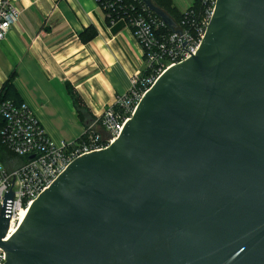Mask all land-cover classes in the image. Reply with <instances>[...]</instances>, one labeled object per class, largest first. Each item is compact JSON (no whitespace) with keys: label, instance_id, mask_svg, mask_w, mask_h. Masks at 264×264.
<instances>
[{"label":"water","instance_id":"water-1","mask_svg":"<svg viewBox=\"0 0 264 264\" xmlns=\"http://www.w3.org/2000/svg\"><path fill=\"white\" fill-rule=\"evenodd\" d=\"M198 46L160 73L116 139L32 200L7 239L4 191L2 264H264V0H215Z\"/></svg>","mask_w":264,"mask_h":264},{"label":"crops","instance_id":"crops-1","mask_svg":"<svg viewBox=\"0 0 264 264\" xmlns=\"http://www.w3.org/2000/svg\"><path fill=\"white\" fill-rule=\"evenodd\" d=\"M173 2L180 11L192 4ZM17 6L19 20L0 42V89L12 76L21 103L51 138L72 136L57 128L67 114L79 126L78 139L144 68L139 43L125 20L111 23L94 0H18ZM68 86L86 109L79 117Z\"/></svg>","mask_w":264,"mask_h":264},{"label":"built area","instance_id":"built-area-1","mask_svg":"<svg viewBox=\"0 0 264 264\" xmlns=\"http://www.w3.org/2000/svg\"><path fill=\"white\" fill-rule=\"evenodd\" d=\"M103 10L106 18L113 23L125 20L132 29L140 47L144 68L131 74L130 86L118 94L113 103L90 125L84 128L79 139L66 142L54 140L42 127L34 110L26 103L16 104L11 100L0 103L2 127L1 143L9 154L0 157V206L4 191H12L9 221L10 228L22 219V210H27L32 200L46 189L52 181L75 158L107 147L118 137L126 120L132 115L138 100L146 89L170 65L188 58L195 53L211 18L215 0H197L198 11L189 10L176 23L180 31L164 32L167 26L162 18L154 16L140 0V8L125 0H94ZM18 0H0V42L10 27L18 22L20 9ZM168 27V26H167ZM98 127L105 131L102 134ZM5 260V251L0 246V264Z\"/></svg>","mask_w":264,"mask_h":264},{"label":"trees","instance_id":"trees-1","mask_svg":"<svg viewBox=\"0 0 264 264\" xmlns=\"http://www.w3.org/2000/svg\"><path fill=\"white\" fill-rule=\"evenodd\" d=\"M129 1L132 2L133 4H135L136 7L140 8L141 4H140L139 0H125V2H129ZM152 1L155 4L159 5L160 7H162L165 10V12H167L170 17L174 18L176 23L181 25L182 27L184 25L181 24V21L185 18L184 17L185 14L188 13L189 10H192L193 14H195L200 7V2H198L197 0H193L192 4L190 6H188V8L185 9L184 11H180L177 8V5L172 2V0H152ZM154 16L156 17L155 14H154ZM106 19H108V18H106ZM108 21H110V19H108ZM161 29L164 32L169 31V28L167 26H161ZM12 78L13 77L10 76L0 89V103L5 101V100H11L16 104L21 103L19 95H18V93L14 87V84L12 83ZM68 91L70 92V95L72 96V100H73V103H74V106L76 109V113H77V116L79 117L82 115V112L85 111L86 109H85L84 105L82 104V100L79 97V95L76 94L73 91V89H71L69 86H68ZM1 127H2V120H1V116H0V129H1ZM85 127H86V125H85ZM7 155H9V152L7 151L5 146L1 143V139H0V157L4 158Z\"/></svg>","mask_w":264,"mask_h":264},{"label":"rangeland","instance_id":"rangeland-1","mask_svg":"<svg viewBox=\"0 0 264 264\" xmlns=\"http://www.w3.org/2000/svg\"><path fill=\"white\" fill-rule=\"evenodd\" d=\"M193 1V0H192ZM172 2H173V0H172ZM185 2L187 3V2H189L190 3V0H185ZM174 3V2H173ZM191 5V4H190ZM140 46V45H139ZM141 48V50H142V47H140ZM118 95V94H117ZM108 108V107H107ZM106 110V109H105ZM104 110V111H105ZM103 111V112H104ZM100 116V115H99ZM99 116H97V117H99ZM97 117L93 120V121H95L96 119H97ZM73 119V118H72ZM92 121V122H93ZM57 128H62V129H67V130H69V131H71L70 132V134H72V136L70 137V138H67V139H65L64 141H66V142H72V141H74L75 139H76V137H78L79 135H80V133H81V131L79 130V126L77 125V124H73V123H71V121L69 120V117H68V115L66 114V116H65V119H64V121H62V122H60V124H58V126H57ZM9 157H12V155L11 154H9Z\"/></svg>","mask_w":264,"mask_h":264},{"label":"bare ground","instance_id":"bare-ground-1","mask_svg":"<svg viewBox=\"0 0 264 264\" xmlns=\"http://www.w3.org/2000/svg\"><path fill=\"white\" fill-rule=\"evenodd\" d=\"M24 214H25V210H22V216H24ZM14 229H15V227L12 226V227L10 228V233H11Z\"/></svg>","mask_w":264,"mask_h":264}]
</instances>
